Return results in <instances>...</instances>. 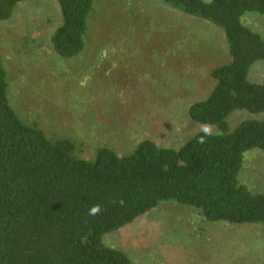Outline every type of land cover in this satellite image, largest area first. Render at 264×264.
<instances>
[{
    "label": "rangeland",
    "instance_id": "1",
    "mask_svg": "<svg viewBox=\"0 0 264 264\" xmlns=\"http://www.w3.org/2000/svg\"><path fill=\"white\" fill-rule=\"evenodd\" d=\"M242 21L264 39V15L247 13ZM62 22L57 0H29L0 22L9 98L23 118L51 137L81 142L90 159L102 146L126 153L145 139L180 148L199 132L188 109L210 95L212 70L229 61L223 29L164 0H94L85 50L66 60L51 48ZM249 80L264 83V62ZM263 117L237 111L229 124ZM239 180L264 194L263 150L245 154ZM200 213L162 203L103 243L134 264H264L262 224L212 223Z\"/></svg>",
    "mask_w": 264,
    "mask_h": 264
},
{
    "label": "trees",
    "instance_id": "2",
    "mask_svg": "<svg viewBox=\"0 0 264 264\" xmlns=\"http://www.w3.org/2000/svg\"><path fill=\"white\" fill-rule=\"evenodd\" d=\"M27 1L0 0V22ZM57 2L63 22L51 48L76 59L86 47L94 0ZM164 2L225 32L229 61L212 70L210 95L188 109L194 123H211L217 132L200 144L199 131L180 148L151 139L126 153L102 146L90 159L81 142L51 137L14 109L0 52V264H134L103 237L167 202L193 207L207 222L264 226V194L239 180L245 154L264 151V117L236 129L229 124L237 111L264 115V83L249 80L264 62V39L242 21L247 13L264 15V0ZM121 199L123 207L113 203ZM95 204L103 211L89 216Z\"/></svg>",
    "mask_w": 264,
    "mask_h": 264
},
{
    "label": "clouds",
    "instance_id": "3",
    "mask_svg": "<svg viewBox=\"0 0 264 264\" xmlns=\"http://www.w3.org/2000/svg\"><path fill=\"white\" fill-rule=\"evenodd\" d=\"M199 131L202 135L198 137L197 143L204 144L207 142L208 137H212L215 134V125L208 122L201 123L199 125ZM113 203H118L121 207H123L125 202L121 199L119 201H113ZM102 211V206L100 204H95L89 208L88 215L97 216L100 215Z\"/></svg>",
    "mask_w": 264,
    "mask_h": 264
}]
</instances>
